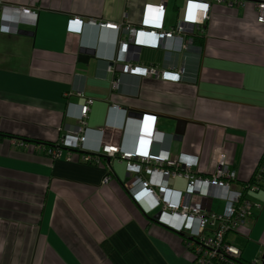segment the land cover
<instances>
[{"label": "crops", "instance_id": "0c3cea01", "mask_svg": "<svg viewBox=\"0 0 264 264\" xmlns=\"http://www.w3.org/2000/svg\"><path fill=\"white\" fill-rule=\"evenodd\" d=\"M186 2L0 0L37 13L35 25L19 24L22 33L0 30V264H191L181 235L156 216L160 208L144 210L149 198L128 184L124 161L111 157L92 166L81 160V152H98L104 140L130 150L139 114L151 113L154 153L174 161L195 155L194 171L205 175L222 152L238 181L253 175L264 155V23L252 1L232 7L210 1L202 30L192 32L202 40L181 51L137 40L127 46L123 63L181 70L178 81L117 70V42L126 34L96 24L138 26L146 4L162 3L163 28L173 30ZM74 16L96 23L69 31ZM86 98L93 101L81 150L70 160L38 151L35 141L54 144L76 124ZM178 127L180 140L174 139ZM108 165L110 179L103 183ZM168 183L186 186L181 178ZM250 198L260 206L232 238L245 260L261 261L264 192ZM219 200L218 212L225 202Z\"/></svg>", "mask_w": 264, "mask_h": 264}, {"label": "built area", "instance_id": "2783aa9c", "mask_svg": "<svg viewBox=\"0 0 264 264\" xmlns=\"http://www.w3.org/2000/svg\"><path fill=\"white\" fill-rule=\"evenodd\" d=\"M210 1L224 3L230 7L242 6L246 1H252L256 8V20L264 23V0H187L184 18L173 30H165L162 24L163 4H146L143 18L138 26L120 25L116 23L95 22L92 19L84 21L78 16L68 22L69 31H79L84 24H97L101 28L116 30L126 34V38L119 39L118 53L114 62L120 65L117 70L129 72L138 76H155L163 80L178 81L182 71L161 69L153 65H134L123 63L127 46L136 40L139 44L164 51H181L186 45L192 44V32L202 30V26L209 17ZM37 13L28 8L0 4V30L16 33L20 23L35 25ZM189 34V35H188ZM146 35L149 40H139ZM117 65V66H118ZM110 70V67H108ZM112 69V68H111ZM114 71V70H111ZM172 77H175L174 79ZM119 85L116 75L111 80L112 89ZM81 95V92H76ZM91 98H86L79 106L77 122L59 137L54 144L35 142L38 151L54 157H64L70 160L73 152H79L86 139V118L92 104ZM112 104L111 108H118ZM156 116L151 113H141L138 117V132L134 145L130 150L121 148L118 142L102 141L98 152H81V160L85 163H99L101 157H118L124 161L128 184L131 187L139 185L142 192L149 198V205L144 210L150 211L159 207V221L166 227L180 232L184 246L193 255L194 264H214L215 260L227 259L229 256L238 257L239 248L228 239L241 226L248 224L252 207L260 205L246 199L243 190L236 183L237 173L226 160L222 152L216 155L215 167L210 174H200L194 171L198 165V157L182 154L177 160H169L152 151L154 134L158 131L155 126ZM18 146H27L22 140L14 141ZM258 169H264V155H262ZM102 182L110 179L109 171ZM171 178L185 180L184 190L172 188ZM257 186L252 185L249 191L256 192ZM134 192L133 196L141 203V199ZM213 197L224 199V206L220 212L208 210L204 207V199ZM157 215V216H158ZM257 262V259L251 260Z\"/></svg>", "mask_w": 264, "mask_h": 264}, {"label": "trees", "instance_id": "16d2710c", "mask_svg": "<svg viewBox=\"0 0 264 264\" xmlns=\"http://www.w3.org/2000/svg\"><path fill=\"white\" fill-rule=\"evenodd\" d=\"M192 37H193V42H196V41H201L202 40V37L199 36L198 34H194L192 33ZM36 142V141H35ZM39 142V141H37ZM50 144V143H48ZM107 159L106 157H101V161H105ZM96 163H89V165H92V166H95ZM237 184L240 185V187L242 188L243 190V196L246 198V199H249L250 201L251 198H250V194L251 193H255L254 191H249V189L251 188L252 185H255L257 186V189H256V192H258L259 190L261 189H264V169H258V165H256V168L254 170V173L253 175L251 176V178L247 181H244V182H240V181H236ZM254 210H255V207H252L251 208V215L249 217V222L248 224L250 223L251 219L255 217V215L253 214L254 213ZM215 212H218V211H215ZM150 219H152L151 217H149ZM239 229V228H238ZM237 230H235L234 232H232L231 234H228V239L230 241H232V243L234 245H236L238 247V245L235 243V241L233 240V235H235L234 233H236ZM180 235H181V238H182V234L180 232H178ZM182 242L184 244V240L182 239ZM239 248V247H238ZM240 250V255L238 257H233V256H229L227 259H223V260H215L214 264H260L259 262L260 261H257V262H252L251 260L248 261V260H245L242 256V251H241V248H239ZM261 261H264V260H261ZM191 264H194V261L192 260Z\"/></svg>", "mask_w": 264, "mask_h": 264}, {"label": "rangeland", "instance_id": "374dc122", "mask_svg": "<svg viewBox=\"0 0 264 264\" xmlns=\"http://www.w3.org/2000/svg\"><path fill=\"white\" fill-rule=\"evenodd\" d=\"M124 173L122 174V177H124ZM260 192H264V191H262V190H260V191H258V192H255V194L256 193H260ZM207 199H204V201H203V205H206L207 204ZM219 202H220V200L218 199V198H216V197H213L211 200H209V203H208V205H211V206H213V208L215 209V210H219L220 208H219ZM260 205V204H259ZM151 212H152V210H151ZM153 214V213H152ZM260 264H262V262L260 261L259 262Z\"/></svg>", "mask_w": 264, "mask_h": 264}, {"label": "water", "instance_id": "95a60500", "mask_svg": "<svg viewBox=\"0 0 264 264\" xmlns=\"http://www.w3.org/2000/svg\"><path fill=\"white\" fill-rule=\"evenodd\" d=\"M22 31H24V30H22V29L19 28L17 32L18 33H22ZM139 116H140V114H139ZM178 124H182V126H183L184 125V121H178ZM181 135H182V127L181 128L178 127V129L175 130V132H174V139L180 140L181 139ZM106 158L108 159V157H106ZM108 160H110V159H108ZM158 214H159V212H158ZM158 214H156V216ZM262 260H264V255H262Z\"/></svg>", "mask_w": 264, "mask_h": 264}, {"label": "snow or ice", "instance_id": "6c2138e0", "mask_svg": "<svg viewBox=\"0 0 264 264\" xmlns=\"http://www.w3.org/2000/svg\"><path fill=\"white\" fill-rule=\"evenodd\" d=\"M173 79L175 78V77H172Z\"/></svg>", "mask_w": 264, "mask_h": 264}]
</instances>
